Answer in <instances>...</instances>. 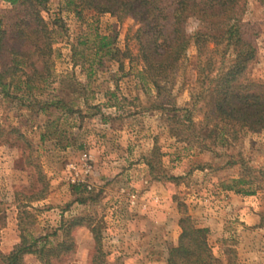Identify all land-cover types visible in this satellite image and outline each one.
I'll use <instances>...</instances> for the list:
<instances>
[{
  "label": "rangeland",
  "instance_id": "374dc122",
  "mask_svg": "<svg viewBox=\"0 0 264 264\" xmlns=\"http://www.w3.org/2000/svg\"><path fill=\"white\" fill-rule=\"evenodd\" d=\"M9 8L0 0L3 24ZM56 14L66 34L53 44L54 81L36 95L42 100L62 97L66 107L78 111L66 114L53 106L42 113L21 101L20 93H0V252L8 253L21 233L28 239L47 236L54 246L65 239L61 224L82 217L81 224L69 229L73 248L50 264H166L167 249L180 234L179 201L197 226L208 229L207 244L221 264H264V129L241 131L230 147L219 144L208 151L197 142H178L169 132L170 112L159 108L191 107L196 101L192 120L201 122L204 100H195L201 90L199 70L209 58L215 70L221 48L208 45L198 55L189 47L171 82L157 94L142 78L130 17L75 14L62 8V0H49L45 15L52 20ZM242 22L256 49L245 76L264 83V0H246ZM200 26L189 18L187 34ZM94 32L108 36L121 50L127 48L130 60L122 67L106 59L90 67L93 52L78 42ZM72 47L82 54L74 57L76 63ZM65 76L81 87L72 91L66 82L60 84ZM154 145L165 175L159 180L144 162ZM83 154L91 158L90 177L83 171ZM240 174L261 189L242 195L223 188ZM72 178L84 182L73 183ZM41 188L42 196L32 199ZM22 204H27L26 215L18 208ZM89 224L101 227V255L94 260ZM23 264L43 263L26 255Z\"/></svg>",
  "mask_w": 264,
  "mask_h": 264
},
{
  "label": "trees",
  "instance_id": "16d2710c",
  "mask_svg": "<svg viewBox=\"0 0 264 264\" xmlns=\"http://www.w3.org/2000/svg\"><path fill=\"white\" fill-rule=\"evenodd\" d=\"M3 1L10 8L6 23L0 20V93L3 96L20 93L21 101H28V106H37L42 113L53 106L65 109L66 114L78 111L71 106L66 107L62 97L42 100L36 95L54 81L53 44L58 36L66 34L60 15L56 14L52 20L45 15L49 0ZM245 3L246 0H62V8L75 14L86 11L91 14L108 13L119 19L130 17L136 26L133 39L142 65V78L153 85L157 94L171 82L189 47H194L198 55L208 45L213 50L221 48L220 65L213 70L209 58L199 70L201 90L195 100L201 97L204 100L201 122L192 120L196 101L191 107L159 106L170 112L173 126L169 132L178 142H197L201 149L213 151L219 144L230 147L231 141L236 140L241 131L264 129V83L251 81L245 76L256 57L255 46L243 30ZM189 18H195L201 25L191 35L185 28ZM78 44L86 45V49L93 52L90 67L92 63L100 66L104 59L122 67L125 60H130L127 48L115 47L108 36L97 32L87 35ZM80 54L72 47L74 63L77 61L74 57ZM65 82L72 91L81 87L71 76L60 80V84ZM41 139H44V134ZM160 156V149L154 145L144 160L153 179L157 180L165 176ZM167 179L177 180L178 177L167 176ZM253 185L254 179L240 174L229 178L223 188L252 195L262 187L261 184ZM43 190L41 188L31 198L39 199ZM26 206L18 205L21 214L28 213ZM177 206L180 234L176 244L167 249L166 264H221L207 244L208 229L192 221L183 202L178 201ZM81 221L83 218L78 217L61 224L65 239L54 246L48 244L47 236L28 239L21 233L20 241L8 253L0 252V264H23L26 255H35L43 264H50L52 258L57 259L61 253L73 248L69 229ZM100 228L97 224L90 227L97 252L93 260L98 253L101 255Z\"/></svg>",
  "mask_w": 264,
  "mask_h": 264
},
{
  "label": "built area",
  "instance_id": "2783aa9c",
  "mask_svg": "<svg viewBox=\"0 0 264 264\" xmlns=\"http://www.w3.org/2000/svg\"><path fill=\"white\" fill-rule=\"evenodd\" d=\"M81 160L83 161V164H84L83 165L84 166V168H83L84 174L86 175V177H90V175H91V164H90L91 158H90V156L87 154H83L81 157ZM70 167L72 169H74V166L71 165ZM75 175L77 176V173H75ZM71 181L73 183H77V184H79V182H81V183L84 182L83 179H79V178H76V179L72 178ZM86 188L90 189L89 182H86Z\"/></svg>",
  "mask_w": 264,
  "mask_h": 264
}]
</instances>
